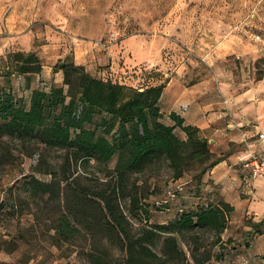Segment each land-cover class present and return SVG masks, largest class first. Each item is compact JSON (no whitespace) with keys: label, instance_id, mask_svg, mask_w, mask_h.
<instances>
[{"label":"rangeland","instance_id":"obj_1","mask_svg":"<svg viewBox=\"0 0 264 264\" xmlns=\"http://www.w3.org/2000/svg\"><path fill=\"white\" fill-rule=\"evenodd\" d=\"M49 1L46 5L44 0L33 14H24L23 20H16L21 14L13 13L6 3L2 5L0 45L3 39L11 38L5 23L22 21L28 37L23 47L30 46L38 57L65 55L69 61L73 57L71 43H80L82 48L93 49L91 59L82 50L86 59L83 67L96 77L118 78L131 87L163 83V87L175 91L176 97L168 105L159 101L158 120L171 122L168 115L174 108L182 113L189 104L199 107L194 119L203 120L207 126L193 127L208 141V162L221 159L198 177L191 164L175 177L162 160L151 163L143 172H130L120 197L129 241L140 237L143 229L156 231L157 236L147 244L156 254L147 258L152 264L261 262L264 177L247 175L239 159L261 143L254 127L264 128V0ZM125 67L130 69L127 74ZM11 86L21 93L14 77ZM242 95L244 99L237 101ZM181 101L189 102L183 104L185 109ZM99 119L100 114L94 115V121ZM173 132L178 138L185 136L179 127ZM42 156L47 162L38 171ZM63 156V148L46 151L34 141L0 135V264H123L124 251L107 240L104 230L88 231L73 221L79 232L70 241H53L61 201H54L52 195L46 201L47 194L42 198L29 196L25 181L31 175L43 180L52 175L62 179ZM115 161L114 157L107 163H81L73 168L72 181L82 187L91 178L97 184L110 179ZM132 194L138 196L139 209H132ZM223 203L230 209L225 207L222 231L207 226L170 231L184 259L163 254L167 232L161 225L176 219L182 211ZM252 249L258 253L252 255ZM240 250L243 254L238 257L235 253Z\"/></svg>","mask_w":264,"mask_h":264},{"label":"trees","instance_id":"obj_2","mask_svg":"<svg viewBox=\"0 0 264 264\" xmlns=\"http://www.w3.org/2000/svg\"><path fill=\"white\" fill-rule=\"evenodd\" d=\"M55 67L63 73L62 85L52 84L45 89L44 81L38 79L40 85L31 90L28 99L16 93L11 79L22 81L21 74L38 73L41 63L37 54L32 50L16 51L0 58V135L18 137L21 142L34 141L46 151L53 147L64 149L63 178L55 179L52 175L51 179L43 180L29 176L25 181L29 196L42 198L47 194L46 201L51 195L54 201H61L54 223L52 238L55 243L70 241L79 232V227L73 224L76 221L85 230L106 231L107 240L124 251L123 264H152L147 258L156 257V254L147 244L157 232L143 229L140 237L129 241L128 220L120 205L129 173L143 172L151 163L162 160L172 168L175 177L190 164L197 169L194 176L198 177L221 159L208 162L211 152L207 139L198 136L192 125L183 124V118L174 111L168 115L172 124L158 120L163 83L141 89L125 86L96 77L83 65L67 58ZM96 114H100L98 121H94ZM176 127L182 129L184 137L175 136ZM114 157L110 179L97 184L91 178L82 187L73 183L75 172L72 170L79 164H87L90 160L107 163ZM46 162L42 156L37 164L38 171L45 168ZM69 198L74 201L69 202ZM138 200L136 194L130 195L132 209L140 208ZM225 207L228 206L223 203L182 211L176 219L161 225L160 228L167 232L163 238V254L167 258L184 259L170 231L192 226L222 231Z\"/></svg>","mask_w":264,"mask_h":264},{"label":"crops","instance_id":"obj_3","mask_svg":"<svg viewBox=\"0 0 264 264\" xmlns=\"http://www.w3.org/2000/svg\"><path fill=\"white\" fill-rule=\"evenodd\" d=\"M44 0H14L13 2L9 1H1L0 2V7H2V5H4L6 3V5H8L10 8V10L13 13H20L21 16H16V20L17 19H24V14H33L35 12V10L39 9L40 7H42ZM49 0H46V5L49 4ZM17 11V12H16ZM11 12V13H12ZM11 17H13V14L11 16H8L7 19L11 20ZM22 21H20V23H12V21H7L5 23V25L7 26L6 28H8L9 33L7 34V36L11 37V38H6L3 39L1 41V45H0V58L1 57H6L9 53L11 52H16V51H23V49H25L26 51H29L30 46L28 48H24L23 46L26 44V42H24V40H28V37H26L24 35V33L26 32L27 29V25L26 24H21ZM12 32V33H11ZM12 39V40H10ZM72 48H73V52H72V61L76 64L79 65H85V57H90L89 59H91L92 57H94V53H93V49H91V47H87L85 46L84 48H82V45L80 43H75L72 42ZM47 46V45H46ZM46 49V47H45ZM31 50V49H30ZM82 50L87 52V56L84 57V54L82 56ZM90 53H92V56H90ZM67 57H65V55L63 57H39L40 59V63H41V68L39 70L38 73H23L21 74V79L22 81H18L20 82V86L22 88L21 90V95H23L24 97L28 98L30 97V92L33 88L39 86L40 84L38 83V79H41L44 81V83L46 84L45 89L48 88L49 86H51L52 84L55 85H62V81H63V73L60 69L55 67V64L63 61L64 59H66ZM43 59V60H42ZM128 67H125L123 70L124 72L127 74L130 69H126ZM133 72H136V68H134L132 70ZM91 74V73H90ZM114 78H117V76H115ZM119 83H122L123 81H120L117 78ZM146 86V85H144ZM144 86H140L139 88L141 89ZM14 91V90H13ZM175 91H172L170 87H163L162 92H161V96H160V100H162L163 103H165L166 105H168L173 99L174 97H176V95L174 94ZM244 96H240L237 97L236 100H243ZM179 100V99H178ZM184 103H188V101H181V105H183ZM200 110L199 107L193 105V104H189L188 107L186 108L185 112H182L177 110L176 108L171 109V111H174L177 115H179L180 117L183 118V124H188V125H197L200 127H205L207 126V123H204L203 120H197L195 121L194 118L196 115V112ZM170 123V122H169ZM173 122L171 121L170 124H172ZM263 124V123H262ZM254 131L255 133H258L260 131H264L263 125H261L260 127L256 126L254 127ZM257 151L259 153L260 156L264 157V141L257 144ZM216 166V165H215ZM214 166V167H215ZM214 170L212 169L211 172H213ZM260 177H264L263 175H260ZM262 235H260L261 237ZM249 252V251H248ZM258 253V251L256 249H252V255ZM242 251H236L235 255L240 257L242 256ZM249 254V253H246ZM258 264H264V259H262L261 262H259Z\"/></svg>","mask_w":264,"mask_h":264},{"label":"built area","instance_id":"obj_4","mask_svg":"<svg viewBox=\"0 0 264 264\" xmlns=\"http://www.w3.org/2000/svg\"><path fill=\"white\" fill-rule=\"evenodd\" d=\"M183 109L186 105L182 106ZM260 142L264 141V133L258 132ZM241 169L251 177H256L264 174V157L260 156L257 149H250L247 155L239 159Z\"/></svg>","mask_w":264,"mask_h":264}]
</instances>
